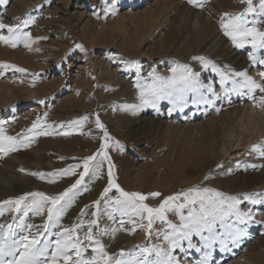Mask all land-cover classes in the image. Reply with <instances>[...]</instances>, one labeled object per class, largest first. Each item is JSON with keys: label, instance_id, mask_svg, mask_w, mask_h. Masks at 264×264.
Returning a JSON list of instances; mask_svg holds the SVG:
<instances>
[{"label": "rangeland", "instance_id": "1", "mask_svg": "<svg viewBox=\"0 0 264 264\" xmlns=\"http://www.w3.org/2000/svg\"><path fill=\"white\" fill-rule=\"evenodd\" d=\"M197 3L202 7H195L188 0H0V22L15 25L31 16L34 22L24 31L30 32L35 41L30 47H25L21 41L17 42L16 47L0 41V65L15 66L0 67V84L9 88L7 91L12 94L9 101L5 100L4 94L0 97V127H3L5 135L28 145H21L17 151L0 158V166L5 167L3 162L9 161L8 158L13 155H34L35 146L41 140L80 139L76 144L71 142L66 153L54 149L47 152L48 156L41 168L33 167L30 163L25 166L15 165L12 169L16 188L0 195V204L31 192L59 195L75 183L82 168L77 169L75 175L62 176V169L47 166L48 163L65 161L67 164L64 169L77 163L82 164L86 157L98 152L104 143L109 145L107 152L113 165L116 184L124 191L149 196L143 201L149 207L157 208L167 196L193 187L216 189L213 184H202L207 181L202 176L208 169L205 167L209 161L203 158L197 148L200 145L197 139L200 134L199 125L207 129H210L209 126L212 129L222 126L228 128L236 123V119L246 109L262 116L260 126L264 130V104L260 103L264 93L256 90L250 95L247 89H239L234 84V81L242 80L234 75L240 71H246L258 83L264 82L260 76L264 65L258 63L264 58V48L258 46L253 53L251 43L237 47L224 34L222 25L240 16L248 27L255 26L264 31V16L259 15L258 0H253L254 12L247 11L245 0H197ZM196 13L203 15L201 31H204V39L209 40L215 36L219 40L215 49L206 50L194 43L193 20ZM151 18L154 20L151 21ZM2 34L8 35L7 30H3ZM172 34H176L174 38ZM164 35H171L170 42L160 40ZM162 42L164 45L171 43L172 50L162 47ZM250 53L256 57V63L250 59ZM201 57L203 60L199 59ZM182 66L198 73L202 84L212 86L215 96L207 88L200 89L211 103H193V99H198V94L189 92L186 94L188 102L183 107L169 100H161L157 108L144 106L135 115L130 109L123 108L124 105H140V89L151 84L154 76L171 77L173 69L179 75L184 71ZM16 68L24 71L18 72ZM97 118L107 130L110 140L105 141L103 130L96 124ZM37 121L41 126L33 129ZM77 121H83L82 125L75 123ZM42 132L50 134L42 135ZM65 132L69 134L64 135ZM263 141L264 136L250 146L253 153L256 152L254 163L247 165L242 172L254 175L253 183L256 184L242 192L241 198L249 195L258 201L262 199L256 193H264V155H261L264 152ZM191 144L194 147L192 151L184 149ZM219 144L222 146L223 142L220 140ZM222 164L220 162L219 166ZM108 171V161L105 160L99 176L93 177L92 172H89L84 182L74 190L75 200L65 209L59 224L55 226L47 219L46 210L39 215L33 211L23 215V206L21 212L17 213L7 210V205L4 206V214L0 215V224H12L17 241L25 235L34 236L39 233L42 236L41 242H45L46 238L53 242V248L54 241L59 238L55 234L80 224L81 227L76 228V236L84 241L86 232L91 229L93 238L98 239L113 258H119L121 251L139 255L144 246L167 248V242L163 240V234L171 231L167 224L154 219L149 230L146 213L141 219L134 209L124 210L109 201V198L113 202L123 198L115 188L104 194L109 184ZM30 173L44 175L41 177ZM182 174L189 179H196L194 185L180 184L178 178ZM19 177L38 181L41 188L29 183L23 184L18 181ZM53 178L55 182H49ZM154 192L161 195L154 198L151 196ZM226 194L239 197L232 192ZM153 198L159 201L153 202ZM97 201L100 202L99 209ZM239 207L252 217L246 223L234 226L243 230L242 235L230 240L225 248L216 244L210 249L204 248L200 237L193 235L192 243L200 247L201 251L189 249L188 241H182L184 250L176 249L173 252L179 264H199L204 254L209 252L211 264L258 259L264 264V203L244 201ZM118 208L120 210H116ZM183 211L186 215L187 208ZM166 217L172 223H180L179 215L174 211H168ZM93 220L97 223L91 224ZM121 220L124 221L123 225ZM46 224L48 230L44 231L43 226ZM21 225H32L31 232L25 231ZM84 243L87 247L89 242ZM254 251L260 255H255ZM85 255H93L91 247H87ZM148 258L153 259L154 252Z\"/></svg>", "mask_w": 264, "mask_h": 264}, {"label": "snow or ice", "instance_id": "2", "mask_svg": "<svg viewBox=\"0 0 264 264\" xmlns=\"http://www.w3.org/2000/svg\"><path fill=\"white\" fill-rule=\"evenodd\" d=\"M248 4L247 11H256L253 0H245ZM189 4L195 7H202L201 4L197 3V0H188ZM259 4V15L264 16V0H258ZM227 15V14H225ZM33 18L28 16L22 19L15 25H8L0 22V41L8 44L12 47L17 46V42H23L25 47H30L31 43H34L31 33L24 31L30 23H33ZM225 29L224 34L228 36L232 42L237 46L241 47L244 43H251L253 53L259 46L264 48V31H260L255 26L248 27L245 22L241 20L240 16H235L232 20L222 25ZM7 30L8 35L2 34L3 30ZM242 38V39H239ZM251 38L250 40L248 38ZM250 53V59L254 63L257 62L256 57ZM195 59V58H194ZM203 60V58H199ZM259 64L264 65V58L258 61ZM0 67L9 68L15 67L13 65H0ZM184 71L176 75V70L173 69V76L153 77V82L149 85L140 89V105H124L125 110H131L132 114L135 113L144 106H151L157 108L158 102L161 100H169L173 104H179L181 107L188 102L186 94L193 92L198 94V99H193V103H211L203 93L200 92L201 88H207V91L215 96V92L211 85H204L199 80V74L193 73L187 66H182ZM16 71L23 72L24 69L16 68ZM236 77L242 78V80L234 81V84L239 89H247L248 93L254 94L256 90L264 93V82L258 83L255 79L247 74L246 71L235 72ZM260 76L264 79V71L260 72ZM140 87V85H137ZM260 103L264 104V96L260 98ZM87 120V117H84ZM77 124L83 123V121L75 122ZM97 126L103 130L105 141L110 140L107 130L104 125L100 122L99 118L96 120ZM40 122L37 121L33 124V129L40 127ZM51 127V126H49ZM63 127V125H61ZM31 131V130H30ZM42 135H48V132L40 133ZM64 135L69 133L65 132ZM119 144V142H116ZM23 145L27 147V144H23L22 141L18 142L12 136L4 134L3 127H0V158L7 154L17 151L19 147ZM108 143H104L100 150L94 155L86 157L82 164L77 163L71 165L69 168L60 170V175H75L76 170L82 168V172L79 174V178L59 195L48 196L43 192H31L13 200H5L0 204V215L5 212L4 206H9L7 210L14 211L17 213L21 212L23 206V215H27L29 211L35 212L36 215L41 214L46 210L47 219L52 222L53 226L59 224L60 217L64 214L65 209L69 207L75 200L74 190L78 188L83 182L89 172H92L93 177L99 176L100 169L104 166V161H108L109 171V184L104 189L106 195L111 189L115 188L120 197L114 202L115 205L121 206L122 209L127 210L132 208L136 211L137 215L141 219L144 218V214H147L148 229L152 228L153 220L159 219L161 222L167 224L170 232L163 234V240L167 242L168 247L163 248L159 246H153L149 248L144 246L139 255L136 253H125L121 251L119 258H113L108 255L104 250V245L98 240L94 239L91 229L86 232L84 241L89 242L87 247H91L93 255L87 257L85 252L87 247L84 241H81L76 236V228L81 227L77 224L73 228H65L62 233L55 234L59 238L53 242L48 241L45 238V242L42 241L41 234L34 236H23L19 241L14 238L13 225L0 224V264H179V259L173 255L176 249L184 250L182 241H188V248L195 249L196 252H200L201 248L196 247L192 243L193 235L199 236L203 241V247L206 249L213 248L216 244H219L222 248H225L230 240H234L243 234V230L234 227L237 223H246L252 219L249 212L241 209L239 205L244 201H251L252 203H264V193H257L256 196L262 197L261 200H256L253 196L245 195L242 198L236 196L227 195L224 192L218 191L214 188L208 187H193L178 193L176 195H170L163 199L159 207L152 208L147 204H144L148 197L138 192H127L124 191L118 184H116L113 177L111 158L108 155L107 149ZM255 148V146H254ZM264 155V152L261 153ZM99 158V159H98ZM95 162V163H93ZM21 171H24L21 169ZM31 175H38L43 177L42 173H30ZM49 182H55L53 178ZM83 190H86L83 189ZM70 194H72L70 196ZM161 193H151L152 197H159ZM33 199L29 200L28 198ZM67 198V200H66ZM27 201V203H25ZM180 201V203H177ZM97 208L99 209L100 202H96ZM187 208V214L183 211ZM120 210V208L116 209ZM168 211H174L175 214L179 215L180 223L175 224L167 220L166 213ZM93 215H96L94 213ZM111 218V213H109ZM97 221H91V224H96ZM124 221L121 220V225ZM25 231L31 232L32 225H21ZM44 231L48 230V225L43 226ZM6 229V231H5ZM115 230H113L114 233ZM67 233V235H65ZM207 233V235H205ZM160 237V234H157ZM51 249V252H50ZM154 252V258L149 259L148 256ZM211 253H205L204 258L199 261V264H211L209 261V255ZM75 257V259L73 258ZM130 257V258H128Z\"/></svg>", "mask_w": 264, "mask_h": 264}, {"label": "bare ground", "instance_id": "3", "mask_svg": "<svg viewBox=\"0 0 264 264\" xmlns=\"http://www.w3.org/2000/svg\"><path fill=\"white\" fill-rule=\"evenodd\" d=\"M174 1V0H173ZM170 3V1H169ZM171 4V3H170ZM178 4V3H177ZM176 4V5H177ZM171 6V5H170ZM175 6V5H174ZM179 6V5H178ZM169 7V5H168ZM181 7L183 9V6L181 4ZM166 8V7H165ZM185 8V7H184ZM171 9V7H170ZM181 9V8H180ZM167 10V9H166ZM206 11V10H205ZM168 12V11H167ZM77 14V13H76ZM185 14V13H184ZM183 14V16H184ZM190 14V13H189ZM153 15V14H152ZM186 15H188L186 13ZM185 15V16H186ZM161 16V15H160ZM152 17V16H151ZM156 17V16H155ZM193 17V16H192ZM162 18V17H161ZM177 18V17H176ZM183 18V17H182ZM187 18V17H186ZM184 18V19H186ZM154 18H151V21H153ZM206 24H207V19ZM150 21V22H151ZM157 21V20H156ZM160 21V19H159ZM180 23H181V17H180ZM176 22V21H173ZM189 22V20H188ZM187 22V23H188ZM203 22V15L201 13H196L194 20H193V27L195 30V36L193 38L194 43L200 45L203 49H215L217 45L219 44V40L215 38V36H211L209 40L204 39V31H201V24ZM158 23V21H157ZM172 23V22H171ZM153 24V23H152ZM152 26V25H151ZM158 26V25H157ZM188 26H190L188 24ZM174 27V26H173ZM176 27V26H175ZM192 27V28H193ZM161 28V27H160ZM212 28V27H211ZM156 29V28H155ZM175 29V28H174ZM189 29V28H188ZM208 29V28H207ZM157 30V29H156ZM177 30V29H176ZM210 30V29H209ZM208 30V31H209ZM150 31V30H149ZM180 31H182L180 29ZM187 31V30H186ZM193 31V30H192ZM207 31V32H208ZM211 31V30H210ZM215 31V30H214ZM86 32V31H85ZM89 32V31H88ZM87 32V33H88ZM172 33V32H171ZM93 35V33H91ZM177 34V33H176ZM176 34H172V37L174 38ZM183 34V32H182ZM193 34V33H192ZM211 34V33H210ZM151 35V33H150ZM215 35V33H214ZM95 37V35H93ZM188 36V35H187ZM209 36V35H208ZM93 37V38H94ZM186 37V35H185ZM217 37V36H216ZM86 38V37H85ZM172 38V39H173ZM183 38V37H182ZM181 38V40H182ZM207 38V37H206ZM90 39V38H89ZM220 39V38H219ZM163 42H170L171 35H164L162 36ZM175 40V39H174ZM188 40V39H187ZM186 40V41H187ZM213 40H217L213 43ZM192 41V42H193ZM143 42V40H142ZM162 42V43H163ZM183 42V41H182ZM190 42V40H189ZM180 43V42H179ZM142 44V43H141ZM168 45H164V43L161 45L162 47L171 48V43H166ZM174 44V43H173ZM184 44V43H183ZM186 44V43H185ZM184 44V45H185ZM195 45V44H193ZM222 45V44H221ZM181 46V45H180ZM197 46V45H196ZM174 47V46H173ZM220 47V46H219ZM199 48V47H198ZM197 49V48H196ZM219 49V48H218ZM199 51V50H198ZM218 51V50H217ZM221 51V50H220ZM176 52V50H175ZM161 53V51L159 52ZM168 54V53H167ZM216 54V53H214ZM121 60V59H120ZM125 60V59H124ZM121 64H125V62H121ZM109 70V69H108ZM105 72V71H104ZM130 85V84H129ZM9 89V88H8ZM4 85L0 84V97L4 94L5 100L9 101L10 96L12 95L10 91L8 90ZM22 94V93H21ZM32 94V93H31ZM2 99V98H1ZM17 99V98H16ZM5 101V102H6ZM128 101V100H127ZM3 103V102H2ZM262 116L258 113H255L253 111H247L246 109L243 110L242 114L240 115V118L237 120L236 123L232 124L230 127L225 128L224 126L220 128L212 129L211 126L210 129H207L204 127V125H199V138H197L200 142V145H198V150L202 154L204 159H208V165L205 167L207 171H204L205 174L202 176V179L205 178L207 181L203 182L207 184H213L218 191L221 192H232L233 194L237 196H241V193L244 191H248L252 187V185L256 184L253 183V180L255 178L254 175H249L247 172H242L245 170L246 167L251 165L254 159V153L252 148L250 147L256 139L261 138L264 136V130L260 126V121L262 122ZM221 121V119H219ZM217 121V120H216ZM129 123V122H128ZM198 127V126H197ZM207 127V126H206ZM192 128V127H191ZM195 128V127H194ZM180 130V129H179ZM53 131V130H52ZM186 131V129H185ZM192 131V130H191ZM190 131V132H191ZM197 131H195V134ZM64 138V137H63ZM71 138V137H70ZM80 139H71V140H41L39 141L36 146L35 150L36 152L34 155H22V156H10L8 158L9 161H4L3 164L6 165L5 167L0 166V195L6 194L9 190H13L16 188L17 182L16 179H14L13 175L15 174L13 172V167L15 165L25 166L28 163L31 164L33 167H43L42 162H45V158L47 155V152H51L53 149L60 153H66L69 151V148L71 146V142H76ZM220 140L223 142V145L219 144ZM194 142V141H193ZM264 142V141H263ZM195 143V142H194ZM73 146V145H72ZM184 149L187 150H193L194 147L191 145H188L184 147ZM254 149V148H253ZM44 152L46 154H44ZM73 153V152H72ZM197 153V152H196ZM76 154V152H75ZM258 154V153H257ZM74 155V154H73ZM48 156V155H47ZM258 156V155H257ZM197 157V156H196ZM199 157V156H198ZM197 157V158H198ZM256 157V156H255ZM191 160V159H190ZM256 160V159H255ZM182 162V161H181ZM222 162V166H219V163ZM256 162V161H255ZM48 163V162H47ZM184 163V162H182ZM67 164L65 161L60 163H53L49 162L47 166L50 165V167L55 169H64L63 167ZM185 164V163H184ZM183 166V164H181ZM201 165V164H200ZM248 165V166H247ZM262 165V164H261ZM256 166V165H255ZM200 169V168H199ZM259 169V168H258ZM198 170V169H197ZM161 172V171H160ZM193 172V171H192ZM200 171H198L199 173ZM202 172V171H201ZM18 173V172H17ZM155 173V172H154ZM172 173V172H171ZM170 173V174H171ZM251 173V172H250ZM21 174V173H19ZM163 174V173H162ZM166 174V173H165ZM200 174V173H199ZM202 174V173H201ZM253 174V173H252ZM21 176V175H20ZM158 176V175H157ZM156 176V177H157ZM172 176V175H171ZM254 176V178H253ZM170 177V176H169ZM168 177V178H169ZM142 178V177H141ZM163 178V177H161ZM165 178V175H164ZM174 178V177H173ZM20 182L29 183V185H32L37 188H41V183L38 181H32L28 178L24 179L23 177L18 178ZM143 179V178H142ZM149 179V176H148ZM199 179V176H198ZM261 179V178H260ZM140 180V178L138 179ZM158 180V178H157ZM164 180V179H163ZM169 180V179H168ZM196 180V179H195ZM194 178L191 179L187 178V175L182 174L178 181L180 184H187L190 186H193L196 182ZM151 181V180H150ZM153 181V180H152ZM161 181V180H160ZM256 181V180H255ZM156 182V181H153ZM164 182V181H163ZM173 182V181H172ZM175 182V181H174ZM177 182V181H176ZM19 184V183H18ZM159 184V183H158ZM164 184V183H163ZM166 184V183H165ZM164 184V185H165ZM174 184V183H173ZM178 184V182H177ZM200 184V183H199ZM20 185V184H19ZM157 185V184H156ZM161 185V184H160ZM198 185V184H197ZM253 185V187H254ZM259 185V184H258ZM149 186V185H148ZM156 187V186H154ZM162 187V186H161ZM188 187V186H187ZM163 188V187H162ZM189 188V187H188ZM261 188V187H260ZM263 188V187H262ZM25 189V188H24ZM140 189V188H139ZM257 190V189H255ZM261 190V189H260ZM253 192V191H252ZM258 192V190L256 191ZM255 193V192H254ZM166 194V193H164ZM246 194V193H245ZM257 194V193H256ZM229 195V194H228ZM244 195V194H243ZM149 197V196H148ZM152 198V197H151ZM150 198V201H151ZM260 198V197H259ZM154 199V198H153ZM161 200V199H160ZM159 201V199H154L153 202ZM157 203V202H156ZM257 212V211H256ZM177 217V216H175ZM257 249V248H256ZM259 251V250H258ZM255 255H260L259 252L254 251ZM229 264H262L261 259L258 260H245V261H237V262H231Z\"/></svg>", "mask_w": 264, "mask_h": 264}]
</instances>
